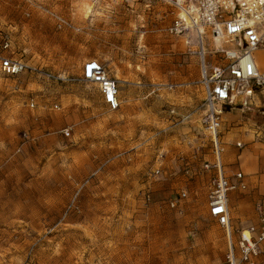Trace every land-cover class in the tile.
Wrapping results in <instances>:
<instances>
[{
	"label": "rangeland",
	"instance_id": "rangeland-1",
	"mask_svg": "<svg viewBox=\"0 0 264 264\" xmlns=\"http://www.w3.org/2000/svg\"><path fill=\"white\" fill-rule=\"evenodd\" d=\"M177 13L172 0H0V27L36 68L0 72V264L32 246L38 264H229L207 210L200 60L166 30ZM225 46L210 36L209 61L224 63ZM255 56L264 66V49ZM90 58L118 79L120 109L82 79ZM249 112L224 114L225 153L243 150Z\"/></svg>",
	"mask_w": 264,
	"mask_h": 264
},
{
	"label": "built area",
	"instance_id": "built-area-1",
	"mask_svg": "<svg viewBox=\"0 0 264 264\" xmlns=\"http://www.w3.org/2000/svg\"><path fill=\"white\" fill-rule=\"evenodd\" d=\"M178 13L167 26V33L181 37L188 52L198 55L201 74L199 83L204 91L201 123L210 138L211 160L203 164L208 174V206L211 217L226 228L229 240L227 260L229 264H262L264 243V213L254 225L239 230V256L234 252L232 225L230 221L229 195L232 191L246 189V173L238 170L233 175L225 172L223 157L225 144L221 137L224 114L236 108L251 110L264 101V66L256 59L255 52L264 49V0H172ZM220 38L225 47L221 52L225 62L213 63L208 59L206 41L209 37ZM194 46L196 49H194ZM35 70L17 51L12 31L0 27V72L19 75ZM48 79H63L51 73H43ZM82 79L95 85L109 110L121 107L120 88L117 78L112 76L104 63L95 58L88 59L83 67ZM177 84H155L153 91L165 86L173 89ZM30 107H34L32 101ZM57 106V105H56ZM262 106V105H260ZM69 136L70 127L62 130ZM243 148L242 141L235 142ZM187 192L181 193V198ZM148 200L150 196L147 197ZM178 198L170 201L177 206ZM35 248L28 251L23 264H38Z\"/></svg>",
	"mask_w": 264,
	"mask_h": 264
},
{
	"label": "crops",
	"instance_id": "crops-1",
	"mask_svg": "<svg viewBox=\"0 0 264 264\" xmlns=\"http://www.w3.org/2000/svg\"><path fill=\"white\" fill-rule=\"evenodd\" d=\"M259 108L260 103L249 110L251 112L242 110L251 113L244 126H241L245 129L241 135L244 141L242 142L244 146L247 143L249 145L242 148L238 154L237 149L230 146L223 157L225 172L228 175H233L238 170L246 173V189L232 191L228 203L231 225L233 223L242 228L256 224L260 215L264 213V109Z\"/></svg>",
	"mask_w": 264,
	"mask_h": 264
},
{
	"label": "bare ground",
	"instance_id": "bare-ground-1",
	"mask_svg": "<svg viewBox=\"0 0 264 264\" xmlns=\"http://www.w3.org/2000/svg\"><path fill=\"white\" fill-rule=\"evenodd\" d=\"M215 41L218 45H221L222 44V40L218 37L215 38Z\"/></svg>",
	"mask_w": 264,
	"mask_h": 264
}]
</instances>
